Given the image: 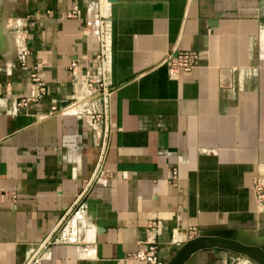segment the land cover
Returning a JSON list of instances; mask_svg holds the SVG:
<instances>
[{
  "label": "crops",
  "instance_id": "obj_1",
  "mask_svg": "<svg viewBox=\"0 0 264 264\" xmlns=\"http://www.w3.org/2000/svg\"><path fill=\"white\" fill-rule=\"evenodd\" d=\"M101 19L114 88L102 163V126L69 108L101 75ZM182 50L203 60L172 80L164 60ZM33 74L47 94L17 112ZM263 171L264 0H0V264H26L72 207V242L46 243L35 264H147L133 255L152 243L168 264L213 234L264 251Z\"/></svg>",
  "mask_w": 264,
  "mask_h": 264
},
{
  "label": "built area",
  "instance_id": "obj_2",
  "mask_svg": "<svg viewBox=\"0 0 264 264\" xmlns=\"http://www.w3.org/2000/svg\"><path fill=\"white\" fill-rule=\"evenodd\" d=\"M77 11H72L67 14V17L77 16ZM106 30L105 22L103 19L99 22V35L100 42L98 45L97 61L101 71V75L98 78L88 79L81 82L78 85V96L75 102L70 105V109L79 115L86 114L89 117L90 123L94 130H98L102 126V155L101 163L104 161V154L106 152L109 138L110 129L109 124L111 121L110 101L114 88H111L105 82L103 73L106 66ZM21 63L24 62V56H21ZM203 56L200 52L196 51H178L176 53H169L164 60V64L168 69L169 78L172 80H179L183 75L189 74L192 70L201 66ZM77 64L72 62L71 68H75ZM35 86L30 94L17 103L16 111L25 112L27 106L32 102H38L42 100L47 94V87L45 82L37 75H32ZM56 109V108H54ZM103 172L102 165H99L98 172L95 176L97 182L100 180ZM172 180L175 182L178 180V169L174 168L172 172ZM91 183H88L90 185ZM252 193L255 200V207L258 211L264 212V171L255 177L252 186ZM5 197L0 193V201ZM79 211H74L73 207L62 218L59 224L46 236L43 242L40 244V248L44 247L48 242L54 243H66L72 242L73 229L75 227V217H77ZM153 229L156 233L160 231V222H155ZM39 249V251L41 250ZM36 255L29 258L26 264H35L39 257ZM238 257L234 260L233 264H257L249 257L236 254ZM133 257L137 260L145 261L147 264H165L157 254V247L152 243L146 251L136 252Z\"/></svg>",
  "mask_w": 264,
  "mask_h": 264
},
{
  "label": "water",
  "instance_id": "obj_3",
  "mask_svg": "<svg viewBox=\"0 0 264 264\" xmlns=\"http://www.w3.org/2000/svg\"><path fill=\"white\" fill-rule=\"evenodd\" d=\"M115 2L116 0H108ZM219 248L234 254L249 257L257 264H264V251L255 246L244 244L224 234L200 235L180 248L176 256L168 264H185L196 252L205 249Z\"/></svg>",
  "mask_w": 264,
  "mask_h": 264
}]
</instances>
